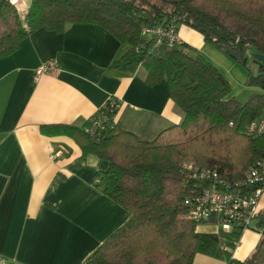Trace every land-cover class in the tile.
Listing matches in <instances>:
<instances>
[{
  "label": "trees",
  "instance_id": "trees-1",
  "mask_svg": "<svg viewBox=\"0 0 264 264\" xmlns=\"http://www.w3.org/2000/svg\"><path fill=\"white\" fill-rule=\"evenodd\" d=\"M68 23L96 24L110 32L127 46L113 67L130 73L144 68L148 86L165 78L170 99L183 112L179 124L150 140L114 123L99 136L90 135L85 127L100 109L82 127H41L44 134L73 137L82 158L92 154L105 160L96 185L129 213L81 264H193L197 254L226 264L258 263L259 249L243 261L232 256L242 230H224L213 218L197 222L189 217L186 201L199 182L183 164L207 167L232 182L243 179L247 168L264 157V134L248 132L253 119L264 117V92L239 101L203 53L141 30L169 23L177 29L184 23L205 41L231 48L245 63L249 47L264 54V0H30L24 11L0 0V58L36 30L60 33ZM257 64L258 74L248 75L246 84L264 91V65ZM256 219L264 228V211Z\"/></svg>",
  "mask_w": 264,
  "mask_h": 264
},
{
  "label": "crops",
  "instance_id": "crops-1",
  "mask_svg": "<svg viewBox=\"0 0 264 264\" xmlns=\"http://www.w3.org/2000/svg\"><path fill=\"white\" fill-rule=\"evenodd\" d=\"M177 29L183 42L213 62L200 33ZM126 48L99 25L68 23L60 33L36 30L0 58V264H81L128 219L96 185L107 162L92 154L82 158L71 136L41 130L82 127L111 96L119 100L114 124L143 139L179 124L183 112L165 78L148 86L144 68L130 73L113 67ZM48 60L56 61L57 71L35 79L34 70ZM258 209H264V194ZM253 232L252 226L242 231L234 258L250 257ZM193 264L226 262L197 254Z\"/></svg>",
  "mask_w": 264,
  "mask_h": 264
},
{
  "label": "built area",
  "instance_id": "built-area-1",
  "mask_svg": "<svg viewBox=\"0 0 264 264\" xmlns=\"http://www.w3.org/2000/svg\"><path fill=\"white\" fill-rule=\"evenodd\" d=\"M9 1L20 10L24 0ZM141 33L155 34L170 43L182 42L173 23L144 27ZM57 69L56 61L48 60L34 70V77L37 79L41 75L54 73ZM118 108L119 100L114 96L109 97L99 108V113L85 127V131L90 135L99 136L107 126L114 123V112ZM248 132L255 135L264 134V117L253 119L248 125ZM59 154L58 151L49 156L53 159ZM183 166L187 174L199 182L196 184L197 193L186 201L190 218L197 222L213 218L224 230L235 228L243 231L250 228L251 221L256 219L259 213L258 203L264 194V157L247 168L243 179L234 182L207 167L190 162L184 163Z\"/></svg>",
  "mask_w": 264,
  "mask_h": 264
},
{
  "label": "rangeland",
  "instance_id": "rangeland-1",
  "mask_svg": "<svg viewBox=\"0 0 264 264\" xmlns=\"http://www.w3.org/2000/svg\"><path fill=\"white\" fill-rule=\"evenodd\" d=\"M30 0H26L28 3ZM22 9V10H21ZM26 9V5L22 3V6H20V11H24ZM180 26H186L184 23H178V27ZM193 29V28H191ZM196 30L193 29V32ZM197 35H199V32H195ZM206 52L213 58V62L216 64V66L223 72V74L226 76L230 83V94L236 99H238L241 102L247 101L249 96L253 93H262L260 88L255 86H249L246 84L247 76L251 75H257L259 72V65L257 62L253 59V54L258 53L253 47H249L246 55V59H244L245 55H242L241 59H244L245 63H242L241 61L236 60L234 57L230 56L227 52H225L223 49H221L218 45L207 42L206 41ZM260 211H264V209H260ZM256 220L254 219L251 221V226L254 228L253 234L257 237L256 247L254 251L259 249V258L258 263L260 264L262 260H264V245L261 246V235H258L259 232L257 231L261 228L258 225H256ZM200 230H210L211 228L208 226H198ZM264 229V228H261ZM253 251V252H254ZM252 252V253H253ZM251 253V254H252ZM250 254V256H251Z\"/></svg>",
  "mask_w": 264,
  "mask_h": 264
},
{
  "label": "water",
  "instance_id": "water-1",
  "mask_svg": "<svg viewBox=\"0 0 264 264\" xmlns=\"http://www.w3.org/2000/svg\"><path fill=\"white\" fill-rule=\"evenodd\" d=\"M219 47H220L221 49H223L225 52H227L230 56H232V57H234V58L237 57L235 51L232 50L231 48H229V47H227V46H223V45H219ZM253 59H254L257 63H259V64H261V65H264V54H262V53H255V54H253Z\"/></svg>",
  "mask_w": 264,
  "mask_h": 264
}]
</instances>
